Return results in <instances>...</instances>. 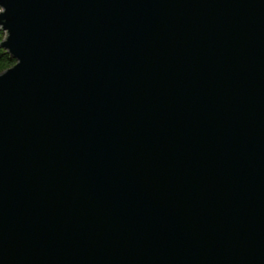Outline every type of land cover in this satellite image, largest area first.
<instances>
[{"label": "water", "instance_id": "water-1", "mask_svg": "<svg viewBox=\"0 0 264 264\" xmlns=\"http://www.w3.org/2000/svg\"><path fill=\"white\" fill-rule=\"evenodd\" d=\"M0 9V264H264V0Z\"/></svg>", "mask_w": 264, "mask_h": 264}, {"label": "trees", "instance_id": "trees-1", "mask_svg": "<svg viewBox=\"0 0 264 264\" xmlns=\"http://www.w3.org/2000/svg\"><path fill=\"white\" fill-rule=\"evenodd\" d=\"M5 33L0 27V42L4 39ZM16 60L0 46V73L15 64Z\"/></svg>", "mask_w": 264, "mask_h": 264}, {"label": "snow or ice", "instance_id": "snow-or-ice-1", "mask_svg": "<svg viewBox=\"0 0 264 264\" xmlns=\"http://www.w3.org/2000/svg\"><path fill=\"white\" fill-rule=\"evenodd\" d=\"M0 11H2V9H0Z\"/></svg>", "mask_w": 264, "mask_h": 264}]
</instances>
